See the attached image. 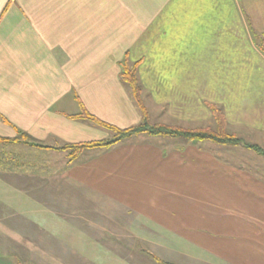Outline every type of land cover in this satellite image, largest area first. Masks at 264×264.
<instances>
[{"label": "crops", "instance_id": "1", "mask_svg": "<svg viewBox=\"0 0 264 264\" xmlns=\"http://www.w3.org/2000/svg\"><path fill=\"white\" fill-rule=\"evenodd\" d=\"M264 0H0V254L61 264H264V157L138 134L120 79L138 62L151 123L214 127L264 149ZM41 256V257H40ZM63 257V260H62Z\"/></svg>", "mask_w": 264, "mask_h": 264}, {"label": "trees", "instance_id": "2", "mask_svg": "<svg viewBox=\"0 0 264 264\" xmlns=\"http://www.w3.org/2000/svg\"><path fill=\"white\" fill-rule=\"evenodd\" d=\"M255 43L259 51L264 55V40L260 34L253 31ZM138 62L130 64L125 57L121 60L120 79L130 88L133 99L141 113V121L137 125L127 128H116L109 125L85 111L72 116L73 118L84 119L92 124L99 126L112 133V136L99 141L66 144L58 149L67 151L69 159L75 158L81 151L94 148H109L119 142L138 134H149L152 136H165L171 138H179L188 143L211 142L221 146H242L252 150L258 155L264 157V149L257 144H250L226 130V119L220 107L210 104L209 108L212 113L214 127H201L195 129H187L179 126H171L162 123H151L148 119L147 110L141 100V86L137 77ZM0 143H22L36 148H49L34 141L29 135L22 131H17L14 138L0 137ZM156 264H171L153 257Z\"/></svg>", "mask_w": 264, "mask_h": 264}, {"label": "rangeland", "instance_id": "3", "mask_svg": "<svg viewBox=\"0 0 264 264\" xmlns=\"http://www.w3.org/2000/svg\"><path fill=\"white\" fill-rule=\"evenodd\" d=\"M214 126V125H213ZM231 133V132H229ZM233 134V133H231ZM47 251V254L46 256L44 257H41V263L43 264H55L54 263V252L53 251H50L48 249H46ZM62 260H63V257H62ZM58 262L59 264H61L63 261H56ZM0 264H34L33 262H31L30 260L28 261H21L20 259L16 258L15 256H6L4 254H0Z\"/></svg>", "mask_w": 264, "mask_h": 264}]
</instances>
